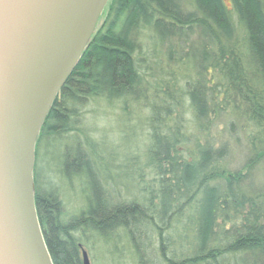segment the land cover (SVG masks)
Returning a JSON list of instances; mask_svg holds the SVG:
<instances>
[{
  "label": "trees",
  "instance_id": "trees-1",
  "mask_svg": "<svg viewBox=\"0 0 264 264\" xmlns=\"http://www.w3.org/2000/svg\"><path fill=\"white\" fill-rule=\"evenodd\" d=\"M230 3L107 1L36 139L34 200L52 264H84L82 250L113 232L114 249L126 237L137 264H264V0ZM143 35L165 45L164 60ZM96 100L126 119L145 112L139 195L111 203L98 177L69 216L57 184L41 180L40 152L63 143L61 168L48 173L67 180L91 167L85 149L97 139L82 118Z\"/></svg>",
  "mask_w": 264,
  "mask_h": 264
},
{
  "label": "water",
  "instance_id": "water-1",
  "mask_svg": "<svg viewBox=\"0 0 264 264\" xmlns=\"http://www.w3.org/2000/svg\"><path fill=\"white\" fill-rule=\"evenodd\" d=\"M107 1L0 0V264H52L34 200L36 139Z\"/></svg>",
  "mask_w": 264,
  "mask_h": 264
},
{
  "label": "rangeland",
  "instance_id": "rangeland-1",
  "mask_svg": "<svg viewBox=\"0 0 264 264\" xmlns=\"http://www.w3.org/2000/svg\"><path fill=\"white\" fill-rule=\"evenodd\" d=\"M224 2L228 7H231L230 0H224ZM139 41H142L141 46L146 52L148 51L147 47L150 51L153 49L158 50L162 59H165L164 44L159 45L153 43L152 40L148 42L145 35L141 39L139 38ZM147 42L150 44H147ZM156 72L158 71L156 70ZM83 110L82 124L89 127L90 135L98 140L88 143L85 149L92 157L90 159L92 162L91 167H88L85 171L81 170V176H74L67 180L63 172L61 173L62 176L54 171H51V174L48 173L51 168L58 170L61 168L62 154L64 153L63 143L54 141L52 146H47L40 152L39 174L41 180H53L57 184L59 196L64 203V211L69 216L76 215L79 212L84 205L85 193L90 195L93 192L94 186L91 180L98 179V177L107 181V192L111 197V203L129 201L132 196L139 195L136 171L143 162L144 157L145 141L142 134L145 131V112L142 110L140 117H138L132 110V114L126 119L119 108V104L113 102L108 105L106 100L88 102ZM80 138L82 137L80 136ZM72 154H74V149H72ZM136 155L139 158H136ZM144 177L148 178L150 175L146 173ZM177 227L180 228V234L183 237L185 235V223L182 222ZM106 232V234L110 233L107 230ZM111 234L107 242L100 241L95 247L86 249L90 264H137L133 247L126 237L122 236V242L120 241V245L117 249H114L119 239L116 233ZM134 237H136V234ZM141 241L140 238H135L138 245ZM182 246L184 249L183 240ZM113 249L114 251L108 254ZM167 249L168 247H166ZM156 253L158 254L155 248L148 252L152 255H157ZM147 258L151 259V257L146 256L143 259L146 261Z\"/></svg>",
  "mask_w": 264,
  "mask_h": 264
},
{
  "label": "flooded vegetation",
  "instance_id": "flooded-vegetation-1",
  "mask_svg": "<svg viewBox=\"0 0 264 264\" xmlns=\"http://www.w3.org/2000/svg\"><path fill=\"white\" fill-rule=\"evenodd\" d=\"M102 13H104V15H105V10H103ZM101 15H102V14H101ZM102 16H103V15H102ZM103 18H104V17H102L101 20L98 19V22H97V24H96V27L99 26L101 23H103Z\"/></svg>",
  "mask_w": 264,
  "mask_h": 264
}]
</instances>
